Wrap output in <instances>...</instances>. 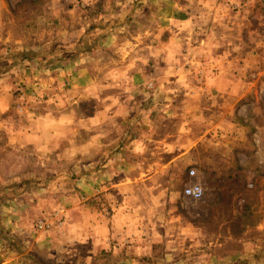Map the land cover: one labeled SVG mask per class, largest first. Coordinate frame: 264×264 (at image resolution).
<instances>
[{
  "label": "rangeland",
  "instance_id": "rangeland-1",
  "mask_svg": "<svg viewBox=\"0 0 264 264\" xmlns=\"http://www.w3.org/2000/svg\"><path fill=\"white\" fill-rule=\"evenodd\" d=\"M224 1L0 0V229L15 238L27 257L6 255L11 262L0 259V264H29V258L40 264H123L126 254L116 251V203L155 200L160 194L164 198L166 190L168 199L179 196L177 209L167 206L171 217L162 221H169L162 236L179 263L264 264V168L256 173L252 161L234 155L229 175L211 174L208 160L202 171L194 169V177L190 167H174L168 176L154 173L161 141L167 138L172 145L169 161L180 152L179 123L185 121L186 134L191 133L193 88L206 83L201 78L203 64L185 62V69L173 76L154 71L134 80L139 97L131 95L122 106H131L126 136L135 138V144L130 141L125 174H116V62L129 57L127 47L117 51L116 33L126 45L132 37L144 45L145 38L136 37L143 33L152 44L168 24L164 17L178 6L193 21L222 5L233 13L247 12L256 29L264 21V0ZM210 3L215 5L204 8ZM257 39L248 52L258 55L260 88L264 26L254 32L253 41ZM191 52L186 60H193ZM83 56H90V79L67 75L75 71L74 65L59 75L62 68L56 67L64 63L81 68ZM180 61L178 57L173 65ZM42 112L57 121L43 135V150L34 122ZM124 180L127 192L116 190V181ZM192 183L203 187L200 200L184 197ZM164 250L155 248L153 261Z\"/></svg>",
  "mask_w": 264,
  "mask_h": 264
},
{
  "label": "crops",
  "instance_id": "crops-1",
  "mask_svg": "<svg viewBox=\"0 0 264 264\" xmlns=\"http://www.w3.org/2000/svg\"><path fill=\"white\" fill-rule=\"evenodd\" d=\"M236 1L238 2V0ZM217 2L218 0H216ZM210 5H215V3L205 5L204 8L207 6L210 9ZM227 7L229 6L213 7L214 9L210 10L212 13L209 15L201 13V16H204H199L193 21L188 18L190 16H185L184 7L178 6L177 11L164 17L165 22L169 25L160 29V35L163 32L166 34L164 37L150 33V36L153 35L156 38L152 40V44L148 42L151 39L143 33L136 37L142 41L145 38L144 45L134 41L133 39L138 40L135 37L129 38V45H126L116 33L117 51L123 46L127 47L129 51L127 55L129 57L126 60L120 63L116 62V165H118L116 174L119 172L125 174L127 170L125 166H129L128 159L132 154L130 141L132 140V147L135 144V138L126 136V132L130 129V124L127 125V122L131 120L128 114L131 111V106H122L123 103H128L131 95L139 97L136 93L139 86L133 84L134 80L137 81L146 74L151 76L154 71L160 72L159 76H173L176 71L180 73L185 69V62L192 63L194 61L198 65L203 64L201 78L206 83L203 88H193L194 105L191 129L189 122L191 133L186 134L188 126L185 121L179 123L180 130L183 132L177 138V146H181L180 152L174 154L173 158L168 161L166 155L170 153L169 149L172 145L165 138L161 141L160 160L152 164L157 165L158 168L156 167L154 170L151 167V170L160 176H168L174 167L180 168L182 171L189 167L202 171L201 169L205 165L204 160H208L207 164L212 170L211 174L229 175L234 167L232 162L234 155L241 161H252L251 165L256 168L254 170L256 173L261 170L259 168H264V83L261 81L260 88L256 87V83L260 79L256 73L255 65L258 55L253 56L248 52L250 44L258 42V39L253 41V34L262 30L264 21L260 22L256 29L248 22L251 16L247 12L233 13ZM204 21L207 23L206 26ZM199 29L202 31L201 33ZM245 34L248 38L245 37ZM190 49H192L191 58L193 57V60H186L188 57L186 53ZM89 57L80 58V64H84L81 65V68L70 62L61 64L56 67V70L62 68L57 71L62 76L64 70L67 71L71 65H74L75 71L66 73L67 75H76L85 80L90 79L88 75L90 72L86 66L87 62H91ZM178 57L182 58L181 63L173 65L174 62H177ZM132 72L134 73L132 74ZM128 76H130L129 79ZM254 78L257 79V82ZM69 79L73 83L76 82L75 78L69 77ZM126 80L129 83H126ZM122 99L125 101L122 102ZM35 117L37 120L34 122H37L40 131V136L37 139L41 143V149L45 145L43 135L46 129L55 127L57 121L51 113L45 115V112H42ZM146 138L148 139L149 136ZM205 152H208L207 156ZM163 158L167 162L163 163ZM242 166H244L243 163ZM127 173L130 174L131 171ZM150 174L151 172L147 173V175ZM120 182L116 181V190L127 192L125 190L129 185L127 181ZM168 195V190H166L164 198L163 194H160L155 200L149 198L137 203V201L129 199L116 203V251L126 254L127 257L123 264H181L179 263L180 257L178 258L176 253L174 255L168 250V238L162 236L163 227L169 223L168 220L167 223L162 222L168 214L167 206H170L171 210L178 207L176 200L179 195L171 194L170 199H168ZM150 196L152 197V192H150ZM184 197L188 198L185 195ZM154 209H158V211L154 213ZM153 215H158L159 219L156 217L154 219ZM172 219L174 220L171 222L177 221L175 218ZM97 235L99 234L97 233ZM1 241L3 240L0 235V259L7 260V256L15 258L16 255H20L21 259L26 260L27 257L22 256L24 248L21 246L4 247V243L2 244ZM164 247V252L161 251L160 256L154 262L152 259L155 253L154 249H163ZM136 256H139L140 259ZM170 260H173V263H169ZM27 261L30 262L29 264H40L34 258H29ZM8 262L11 261L8 259ZM184 263L187 264V262ZM4 264H7V261Z\"/></svg>",
  "mask_w": 264,
  "mask_h": 264
},
{
  "label": "built area",
  "instance_id": "built-area-1",
  "mask_svg": "<svg viewBox=\"0 0 264 264\" xmlns=\"http://www.w3.org/2000/svg\"><path fill=\"white\" fill-rule=\"evenodd\" d=\"M189 174L191 177H194L196 175V171L192 169ZM203 194V187L199 183H192L184 190V195L193 200H200L203 197Z\"/></svg>",
  "mask_w": 264,
  "mask_h": 264
},
{
  "label": "trees",
  "instance_id": "trees-1",
  "mask_svg": "<svg viewBox=\"0 0 264 264\" xmlns=\"http://www.w3.org/2000/svg\"><path fill=\"white\" fill-rule=\"evenodd\" d=\"M0 235H1V238L4 241L5 244L10 246L11 248L12 247H14V248L17 247V245L14 244L15 238L10 236V235H8V233L4 232L3 229H0Z\"/></svg>",
  "mask_w": 264,
  "mask_h": 264
}]
</instances>
